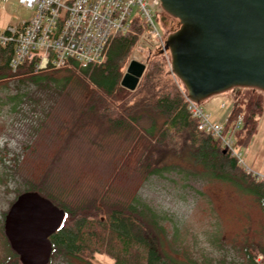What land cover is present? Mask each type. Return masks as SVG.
Segmentation results:
<instances>
[{"label":"rangeland","instance_id":"rangeland-1","mask_svg":"<svg viewBox=\"0 0 264 264\" xmlns=\"http://www.w3.org/2000/svg\"><path fill=\"white\" fill-rule=\"evenodd\" d=\"M5 9L1 20L4 26L26 21L32 13L18 0H8ZM160 9V6L152 9L155 24L168 40L171 31L163 27L160 19V15L164 18L167 15ZM141 45L148 51V65L157 47L147 37ZM159 52L167 73L179 90L187 94L174 74L170 52L169 57L161 50ZM64 75L62 72L57 77ZM54 87L56 90L51 94L38 92L43 107L49 102L50 95L57 100L47 118L39 107L33 109L31 104L23 105L20 112H12L15 105L8 104L5 93L8 90L15 94L14 84H0V264L13 256L4 223L10 203L16 198L14 190L17 187L13 180H2L6 170L3 163L17 169L21 187L25 181L40 183L50 174L55 193L65 190L75 203L100 198L106 192L109 199L127 203L142 201L157 213L166 214L173 222L165 223L167 235L162 236V254L180 263L245 264L248 261L246 248L253 244L264 248V197L241 188V183L212 179L199 171L197 173L204 176V181L188 183L190 187L175 174H165V178L154 176L145 181L138 167L139 144L123 138L103 137L95 127L79 130L75 121L78 109L85 104L84 94H80L76 85L69 86L64 94L57 93L62 90L61 85ZM22 91L33 95L38 89L29 87ZM253 97L262 100L263 114L249 151L239 147V153L247 168L264 177V92L254 88H234L201 104L213 121L223 123L236 107L245 106ZM253 182L264 184V180L255 178ZM93 262L113 264L104 254L96 255ZM51 264L87 263L60 255Z\"/></svg>","mask_w":264,"mask_h":264},{"label":"trees","instance_id":"trees-1","mask_svg":"<svg viewBox=\"0 0 264 264\" xmlns=\"http://www.w3.org/2000/svg\"><path fill=\"white\" fill-rule=\"evenodd\" d=\"M146 29V23L137 17L132 22L131 32L114 38L107 61L102 65L81 66L72 62L66 69L40 74L27 69L14 74L10 67L14 48L0 47V84H14L15 94L8 90L5 93L8 104L15 105L10 110L20 112L23 105L31 104L48 118L57 100L50 95L43 107L38 92L51 94L54 86L61 85L62 90L57 93L64 94L69 86L76 85L85 98V104L76 108L79 110L75 121L78 129L95 127L103 137L138 143V167L145 181L154 176L165 178V174H175L190 187L188 183L204 181L199 171L212 179L241 183V188L264 197V184L254 183L219 142L198 131V121L191 117L182 91L167 73L159 48L151 56L138 88L132 92L121 86L126 63ZM62 72L65 75L57 77ZM29 87L37 88L36 94L22 91ZM262 114L259 97L251 98L245 106L232 111L230 122L243 117L242 128L237 133L238 147L250 146ZM18 161L19 158L16 163ZM3 165L7 171L4 170L2 180H13L17 185L15 199L25 192H37L66 213L62 226L50 239L54 248L50 264L60 255L95 264V256L102 254L113 264H184L162 254V236L167 235L165 223L173 219L157 213L150 205L142 201L112 200L106 192L100 198L75 203L65 190L55 193L50 174L40 183L25 181L21 187L17 169ZM5 189L9 191L8 186ZM246 254L245 264H255V258L264 255V248L253 244L246 248ZM2 264L21 263L13 252ZM189 264L198 263L190 261Z\"/></svg>","mask_w":264,"mask_h":264},{"label":"water","instance_id":"water-1","mask_svg":"<svg viewBox=\"0 0 264 264\" xmlns=\"http://www.w3.org/2000/svg\"><path fill=\"white\" fill-rule=\"evenodd\" d=\"M182 29L167 41L176 77L200 105L234 88L264 92V0H159ZM146 66L132 61L121 86L135 91ZM66 213L37 192L19 195L4 232L21 264H50Z\"/></svg>","mask_w":264,"mask_h":264},{"label":"built area","instance_id":"built-area-1","mask_svg":"<svg viewBox=\"0 0 264 264\" xmlns=\"http://www.w3.org/2000/svg\"><path fill=\"white\" fill-rule=\"evenodd\" d=\"M32 11L30 19L16 25H2L8 0H0V47L14 48L11 70L18 74L22 69L40 74L49 70H63L72 62L81 66L102 65L114 38L132 31V22L141 18L146 31L134 48L132 61L147 66L148 51L141 45L147 37L153 46L168 56L167 39L157 28L152 9L161 7L159 0H18ZM162 12V8L160 9ZM136 12V13H135ZM160 12V13H161ZM170 52V51H169ZM171 55V53H170ZM172 64L173 59L171 56ZM130 62V63H131ZM129 63V64H130ZM188 111L198 121V131L209 135L235 158L245 172L258 181L264 177L246 167L239 153L237 133L243 125V117L235 122L212 120L203 109L183 92ZM249 148V147H248ZM248 148H245L248 152ZM255 264H264V255L255 258Z\"/></svg>","mask_w":264,"mask_h":264},{"label":"flooded vegetation","instance_id":"flooded-vegetation-1","mask_svg":"<svg viewBox=\"0 0 264 264\" xmlns=\"http://www.w3.org/2000/svg\"><path fill=\"white\" fill-rule=\"evenodd\" d=\"M161 3V2H160ZM162 11H164L167 15L166 18L161 17L160 19L162 22V25L165 29H170L171 31V36L175 35L177 32H179L182 29V22L179 18L175 17L172 14H169L166 12L161 4Z\"/></svg>","mask_w":264,"mask_h":264}]
</instances>
